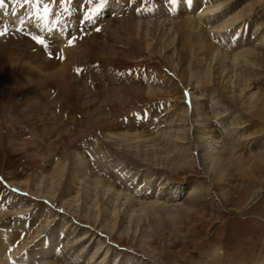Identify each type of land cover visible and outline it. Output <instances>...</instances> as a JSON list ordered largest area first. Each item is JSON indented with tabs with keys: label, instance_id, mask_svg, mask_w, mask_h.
<instances>
[{
	"label": "rangeland",
	"instance_id": "374dc122",
	"mask_svg": "<svg viewBox=\"0 0 264 264\" xmlns=\"http://www.w3.org/2000/svg\"><path fill=\"white\" fill-rule=\"evenodd\" d=\"M32 1L16 4L6 0L7 6L0 9V31L5 24L12 28L0 35V193L25 200L22 205L31 203L28 214L21 212L6 220L50 209L51 226L61 223L59 216L66 209L80 227L90 229L89 234L99 232L105 244L118 251L132 250L145 264H264V61L260 53L251 63L259 75L248 82L250 90L241 98L220 91L228 88L222 87L217 75L196 89L199 97L203 89L223 94L232 109L245 115L242 125H247L245 136L250 143L243 146L246 154L235 159L241 168L233 165L226 180L207 176L198 162L169 170L178 184L198 183L209 188L211 195L191 211L182 209L172 220L162 219L160 228L148 231L149 242H143L139 234L121 235L118 225L110 230L111 235L96 220L98 210L83 209L81 200L70 206L55 202L59 191L47 192L45 184L33 193V181L49 173L57 159L67 157L78 145H84L85 152L86 142L90 153L85 155L94 159L96 145L91 141L98 138L102 142L108 131L137 123L147 132L160 127L174 130L177 113L193 109L187 67L198 63L199 54L181 50L179 40L183 35L193 36L185 17L196 16L184 12L177 20L166 10L167 0H107L98 14L93 9L101 0L91 4L86 0ZM192 1L194 8L202 0ZM234 4L242 17L233 24L263 29L264 0H225L227 6ZM42 5L52 16L49 11L45 14ZM37 12L47 16L43 27H37ZM85 13L91 19H85ZM170 19L177 24L171 27ZM19 26L40 35L44 44L16 30ZM53 33L65 39L72 55L64 52L63 43ZM196 52L210 51L203 46ZM27 69L28 78L21 79ZM105 143L109 148L113 145L112 140ZM122 157L133 170H150L139 158ZM216 250L221 256H214Z\"/></svg>",
	"mask_w": 264,
	"mask_h": 264
},
{
	"label": "bare ground",
	"instance_id": "6f19581e",
	"mask_svg": "<svg viewBox=\"0 0 264 264\" xmlns=\"http://www.w3.org/2000/svg\"><path fill=\"white\" fill-rule=\"evenodd\" d=\"M202 1L199 7L194 8L192 0H167L165 5L172 17H180L189 11L196 16L185 17L193 36L183 35L179 40L181 50L199 54L197 64L201 66L193 63L187 67L191 76L187 87L193 91H190L193 109L177 113L174 130L160 127L147 132L140 128L144 125L137 123L131 125L134 126L132 128L108 131L102 142L98 138L95 139L98 143L91 141L96 145L94 159L88 160L85 155L89 152L88 142L85 152L84 145H78L79 151L75 148L72 150L74 154L57 159L49 173H42L40 180L33 181V187L36 188L33 193H39L38 189L45 184L47 192L54 189L56 194L59 191V198L55 202L62 201L64 205L70 206L81 200L83 209L98 210L95 218L109 234L112 235L111 231L118 225L121 235L139 234L144 242L150 236L147 235L148 231L160 226L162 219L172 220L182 209L191 211L211 195L209 188L198 183L189 186L178 184L169 170L175 171L198 162L207 176L224 180L233 165L240 167L237 161L243 153L246 154L243 146L250 143L245 136L247 125H242L245 115L232 109L223 94L219 96L216 91L208 93L203 89L199 97L196 89L201 82L203 84L217 75L221 78L222 87L228 88H220V91L228 90L236 98L248 93V82L251 83V79L259 75L255 73L252 60L260 53L264 61V27L258 30L259 27L254 24V27L246 29L245 25L239 24V27L233 24L236 23L233 20L242 17L234 8L236 4L230 7L225 5V0ZM174 10L176 13H173ZM37 13L40 14L37 27H43L47 16ZM169 21L167 24L171 27L177 24V21L174 23L175 19ZM209 34L214 37L213 40ZM53 37L63 43L68 56L73 54L72 48L64 43V38L56 33H53ZM194 38L199 45H196ZM203 46L210 52L200 55L196 50ZM213 51H216L217 56L211 59L215 55ZM28 69L27 76L21 79L28 78ZM257 90L260 91L259 88ZM110 140L113 145L109 148L105 142ZM89 150L92 151L91 148ZM110 155H114V159H110ZM122 156L139 158L136 160L150 165V170H133ZM20 182L27 183V180ZM14 200L0 193V264H145L143 257L137 256L132 250L118 251L112 245L105 244L106 240L99 232L89 234L90 229L80 227L66 209L59 216L61 223L51 226L49 223L53 210L50 209L31 217L28 215V218L7 221L11 216H20L21 212V215L28 214L26 212L30 211V202L26 200L30 204L22 205L25 200ZM213 254L221 256L217 250Z\"/></svg>",
	"mask_w": 264,
	"mask_h": 264
},
{
	"label": "snow or ice",
	"instance_id": "6c2138e0",
	"mask_svg": "<svg viewBox=\"0 0 264 264\" xmlns=\"http://www.w3.org/2000/svg\"><path fill=\"white\" fill-rule=\"evenodd\" d=\"M20 2H21V0H15V3H16V4H20ZM37 2H39V0H37ZM86 2H87L88 4H91V3H92V0H86ZM173 2H175V0H173ZM23 3H24V4H31V3H32V0H23ZM105 4H107V0H101V3L98 4V5L95 7V9H93V13H94V14H98V13H99V10L102 9V8L105 6ZM6 6H7V5H6V0H0V9H3V8H5ZM44 11H45V14L49 11V9H48L47 6H45ZM85 19H91V17H89V16L87 15V13H85ZM97 30H99V29H97ZM6 31H7V29H5V30H3V31H0V35H4V34L6 33ZM33 39L36 40L37 43H40V44H42V45L44 44V40L41 39V38H39V37H33ZM72 43H73V41H72V40H69V44L71 45ZM77 71L79 72V71H82V70L77 69Z\"/></svg>",
	"mask_w": 264,
	"mask_h": 264
}]
</instances>
